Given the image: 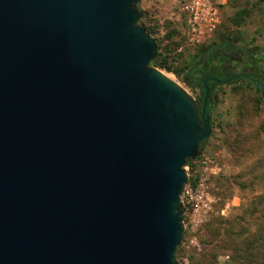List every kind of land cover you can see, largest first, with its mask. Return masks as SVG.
<instances>
[{
	"label": "water",
	"instance_id": "water-1",
	"mask_svg": "<svg viewBox=\"0 0 264 264\" xmlns=\"http://www.w3.org/2000/svg\"><path fill=\"white\" fill-rule=\"evenodd\" d=\"M137 0H0V264H177L211 128L148 63ZM264 103V96H263Z\"/></svg>",
	"mask_w": 264,
	"mask_h": 264
},
{
	"label": "rangeland",
	"instance_id": "rangeland-1",
	"mask_svg": "<svg viewBox=\"0 0 264 264\" xmlns=\"http://www.w3.org/2000/svg\"><path fill=\"white\" fill-rule=\"evenodd\" d=\"M180 2L137 0L135 4L142 23L154 29L159 49L167 53L171 72L151 63L149 67L177 84L197 106V89L184 84L186 68L199 47L232 36L244 50L254 49L252 56L263 76L264 0H217L219 24L196 47L187 46L176 28L181 21ZM229 65L235 73L248 67L241 56ZM210 102V135L192 170L187 166L183 170L193 188L202 158L216 167V173L208 177L205 196H192L190 203L183 199L180 205L183 229L174 260L177 264H264L263 98L246 81H239L215 86Z\"/></svg>",
	"mask_w": 264,
	"mask_h": 264
},
{
	"label": "trees",
	"instance_id": "trees-1",
	"mask_svg": "<svg viewBox=\"0 0 264 264\" xmlns=\"http://www.w3.org/2000/svg\"><path fill=\"white\" fill-rule=\"evenodd\" d=\"M138 24L143 28V30L147 34H149L155 40L156 43V51L154 58L148 64L151 63L155 67L163 69L167 72H171V68L169 66V57L167 56V53L159 49L160 45L153 35L154 29L148 28L144 26V24L142 23L141 13H139ZM151 27H153L152 24ZM252 51H254V49L244 50V48L242 46H239L235 38H233L232 36H228V37L225 36L217 44L212 43L206 46L199 47L197 53L191 58L186 68V74L184 76L186 79L184 84L190 89H197L200 95V97L196 99V101L198 102L196 106L197 111H199L201 105V97H202L201 81L205 78H214L219 81H222L231 77L234 74H242L249 76L252 82L257 84L258 86H264V74L263 76L260 75V70L257 67L256 60L252 56L253 55ZM237 56H241L248 65V67L243 68V70H240L237 73H235L234 71H232V68L229 65V61L231 60L234 61L235 57ZM239 81H246L249 84V86H251L250 82L244 78H237L231 81L230 84ZM207 85L209 87L210 93L205 110L209 114L211 107V102H210L211 92L213 88L219 84H216L213 81H207ZM253 89L257 93H259L263 98L264 96L263 91H259L255 88ZM205 141L206 139L198 144L197 156L192 160L187 159L185 161L184 166H187L189 168V171L192 170L193 165L195 166L196 160L198 159L201 151V146L204 144ZM191 183L192 185H194V181H192ZM176 249L174 251V254L176 252Z\"/></svg>",
	"mask_w": 264,
	"mask_h": 264
},
{
	"label": "built area",
	"instance_id": "built-area-1",
	"mask_svg": "<svg viewBox=\"0 0 264 264\" xmlns=\"http://www.w3.org/2000/svg\"><path fill=\"white\" fill-rule=\"evenodd\" d=\"M217 0H181L179 13L181 21L178 22V26L181 31L185 43L189 47H196L210 38V35L214 32L219 24L218 13L216 8ZM201 170L197 176L196 182L193 186L188 183L187 175L186 182L179 195V204L182 205L183 199H186L185 203L192 201V196L199 195L200 198L205 196V184L208 181L210 175H214L216 167H209V161L204 157L201 159ZM186 195L188 198H183ZM204 201V200H203ZM206 207V204H203ZM181 229L183 224L180 221Z\"/></svg>",
	"mask_w": 264,
	"mask_h": 264
}]
</instances>
